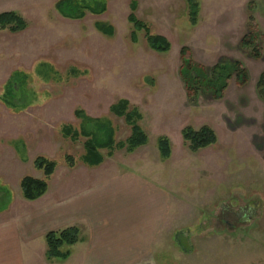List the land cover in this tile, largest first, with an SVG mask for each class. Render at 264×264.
Masks as SVG:
<instances>
[{"label":"rangeland","instance_id":"1","mask_svg":"<svg viewBox=\"0 0 264 264\" xmlns=\"http://www.w3.org/2000/svg\"><path fill=\"white\" fill-rule=\"evenodd\" d=\"M137 1L136 15L152 33L169 39V52L150 49L144 32H138V42L131 40L130 0H108L105 13L88 12L83 19L63 17L54 7L57 0H0V13L15 11L28 22L24 31H0V223L24 219L28 209L34 221L49 219L46 210L68 202L70 190L86 180L89 165L82 160L86 138H65L62 127L79 129L81 120L74 113L82 109L90 117L109 119L115 141H124L130 126L110 106L127 99L142 113L138 123L149 141L133 152L116 149L112 156L101 150L109 165L99 170L145 162L146 170L168 187L172 203L154 251L141 254L142 262L134 264H264V100L256 88L264 71V0H199L196 25L186 0ZM250 8L260 58L240 46ZM97 21L113 25L114 35L99 32ZM184 46L207 69L223 58L241 61L247 82L233 76L221 99L204 89L190 96L180 73ZM43 63L59 79L45 80L38 73ZM15 72L26 73V82L17 83ZM12 85L17 92L9 105L3 98ZM204 124L215 130L218 141L192 152L181 131ZM163 135L171 142L167 159L157 145ZM66 154L74 157L75 168L67 165ZM38 156L57 162L49 178L34 166ZM27 175L48 182L37 200L22 195L20 182ZM20 241L23 264L24 257L28 264H62L47 259L45 236L35 247L24 236ZM77 245L63 249L79 254Z\"/></svg>","mask_w":264,"mask_h":264},{"label":"trees","instance_id":"2","mask_svg":"<svg viewBox=\"0 0 264 264\" xmlns=\"http://www.w3.org/2000/svg\"><path fill=\"white\" fill-rule=\"evenodd\" d=\"M186 4L191 24L196 25L200 12V2L199 0H186ZM107 5L108 0H58L55 4V9L65 18L83 19L88 12L95 15L105 13L108 9ZM130 9L128 21L133 26L131 40L138 42V32H144L150 49L158 53L169 52L172 47L169 39L164 35L152 33L150 26L136 15L138 9L137 0H130ZM252 11L253 9L250 8L246 32L240 40V46L254 58H260L262 56L259 43L260 35ZM27 27L28 22L18 12L5 11L0 13V31L17 33L24 31ZM95 27L104 36L112 37L114 35L115 28L108 22L97 21ZM180 55L182 59L180 73L188 88L189 95L192 97H196L200 90L204 89L210 91L214 99H221L229 86V80L233 76H236L242 84H245L249 77L247 69L239 60L223 58L210 69H207L193 60L190 55V49L187 46L181 48ZM39 66L40 72L38 71V73L45 80L59 79V73L49 66V64L43 63ZM69 73H73V75L77 74L76 70H70ZM13 78H15L17 83L19 80L25 83L28 75L26 73L15 72ZM8 83L10 84V81ZM256 88L258 96L264 100V71L257 80ZM16 92V88L13 85L9 86L5 98H3L4 102L14 105L11 100L15 98ZM110 110L116 116L123 117L125 122L130 126V136L124 141H115V128L109 119L90 117L82 109H77L74 113L81 120L79 129L69 124L62 127V135L65 138H70L72 141H75L79 136L86 138L83 144L85 153L82 156V160L88 165L96 166L102 163L104 155L101 150L103 149L107 150L108 156H112L116 149H125L127 152H133L137 148L146 145L149 141L148 134L138 123L143 115L137 107L130 106L129 100L119 99L110 106ZM181 135L192 152L210 147L218 141L215 130L207 124L199 128L187 125L182 129ZM157 145L162 158L167 159L171 156V142L168 137L164 135L159 136ZM65 161L69 167H74L76 164L74 157L70 154L65 155ZM34 166L43 170L46 178H49L56 170L57 162L44 156H38L34 160ZM20 186L24 199L30 201L39 199L48 190L47 180L29 175L21 179ZM45 238L47 258L64 260L69 257L70 251L63 248L78 243L80 240V229L76 225L69 226L50 231L45 235Z\"/></svg>","mask_w":264,"mask_h":264},{"label":"crops","instance_id":"3","mask_svg":"<svg viewBox=\"0 0 264 264\" xmlns=\"http://www.w3.org/2000/svg\"><path fill=\"white\" fill-rule=\"evenodd\" d=\"M105 164L87 166L86 180L70 190L68 202L46 210L49 219L34 221L31 210L24 209V219L0 223V264H23L21 236L35 247L48 232L73 225L80 229L79 254L64 249L70 255L62 264H134L142 262L141 254L154 251L172 210L168 187L146 170L145 162L99 170Z\"/></svg>","mask_w":264,"mask_h":264}]
</instances>
